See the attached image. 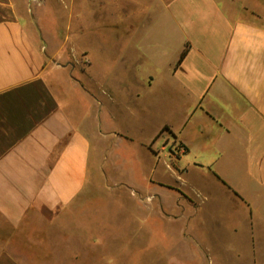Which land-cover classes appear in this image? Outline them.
<instances>
[{
  "label": "crops",
  "instance_id": "crops-1",
  "mask_svg": "<svg viewBox=\"0 0 264 264\" xmlns=\"http://www.w3.org/2000/svg\"><path fill=\"white\" fill-rule=\"evenodd\" d=\"M45 1L44 14L70 17L55 31H70V41L76 33L95 35L97 48L75 51L85 55L83 70L57 65L46 50L40 10L30 13L28 0H0V264H117L113 250L124 254L125 241L96 255L95 247L106 244L89 227V201L79 197L99 188L86 183L89 167H99L100 157H111L125 139L140 145L134 173L141 160L149 161L150 176L197 169L220 195L197 205L194 223L190 210L173 213L179 205L163 197L172 189L157 182L158 218L183 223L169 264H264L258 5L165 0L146 9V20L128 24L135 14L127 2L138 0H54V12ZM170 139L180 145L178 154ZM186 202L190 207L187 199L180 206ZM150 211L135 223H148L155 238L143 217ZM137 248L136 258L143 255ZM151 257L133 264H157L158 254Z\"/></svg>",
  "mask_w": 264,
  "mask_h": 264
},
{
  "label": "rangeland",
  "instance_id": "rangeland-1",
  "mask_svg": "<svg viewBox=\"0 0 264 264\" xmlns=\"http://www.w3.org/2000/svg\"><path fill=\"white\" fill-rule=\"evenodd\" d=\"M165 0H138L137 4L127 2V10L134 8L132 11L135 15L127 18L128 24H138L141 20H146L145 12L147 8L151 9L161 8ZM249 3L256 4L259 7L260 13L264 15V0H247ZM45 0H28L29 12L40 10L39 19L43 22L46 29L44 35L47 39V52L55 54L54 62L57 65L67 63L68 65H77L78 69H85L86 58L84 53L75 52L76 50L97 48L98 37L93 35H86L85 33H76L73 41H70V31H55V23L63 24L70 17L67 16H54L50 13L43 11ZM47 5H51L50 11H55V2L50 0ZM117 4H112L115 7ZM131 12V13H132ZM42 13L44 15H42ZM38 14V12H37ZM148 17V16H147ZM141 21V22H142ZM47 25V26H45ZM111 40L117 41V36H110ZM71 44V46H70ZM113 53H111L112 55ZM168 139V138H167ZM171 140V139H170ZM167 141V140H164ZM110 143L112 148H116L117 144ZM168 147L172 153L178 154L180 145L176 142H169ZM140 148L137 143H129L126 139L119 143V149L115 154L103 155L100 157V165H91L87 178V184H94L99 188H93L87 191L84 196L79 199L89 201L87 211V220L89 227H92L96 233L103 236L105 247H95V254H102L103 249L109 248L110 250L116 249L126 243V252L123 254L117 251L118 263L117 264H130L135 263H149L152 253H157V264H169L168 252L173 244V236L180 231L183 223H175L173 221H163L158 215L161 216L160 209L157 204L160 202L161 192L158 191L157 182L167 184L172 190L166 191L163 197L165 201L179 207H174L172 210L174 214L182 213L187 214L190 210L192 222H198V207L197 205L205 203L207 200L220 197L214 185L208 181L211 180L209 176L202 174L197 169L186 168L184 170L168 172L167 169L159 170L156 175H149L147 160H141L139 169L135 171L136 150ZM94 156L92 153L91 163ZM138 162V161H137ZM169 162V160H168ZM99 168V170H98ZM208 196V197H207ZM190 200V207L188 203L181 204L182 201ZM151 210V211H150ZM144 214L148 219H151V224L156 228L154 229V236L151 235V227L148 223H143V227L135 223L140 222V212H147ZM196 212V214H195ZM158 213V215H157ZM86 218V216H85ZM40 219V218H39ZM38 219L35 225L39 228L42 226ZM91 222L93 225H91ZM91 225V226H90ZM196 225V224H195ZM198 225V224H197ZM181 226V227H180ZM137 232L134 238V232ZM198 227L196 226V232ZM142 232V239L140 234ZM105 235V236H104ZM125 235V236H124ZM125 239V240H124ZM141 244L143 255L136 258L135 252ZM153 244V246H152ZM137 245V247H136ZM137 249V250H136ZM120 252V253H119ZM97 257V256H96ZM259 257V262L264 261V256ZM149 261V262H148ZM247 262V261H246ZM245 262V263H246ZM182 264V263H180Z\"/></svg>",
  "mask_w": 264,
  "mask_h": 264
},
{
  "label": "trees",
  "instance_id": "trees-1",
  "mask_svg": "<svg viewBox=\"0 0 264 264\" xmlns=\"http://www.w3.org/2000/svg\"><path fill=\"white\" fill-rule=\"evenodd\" d=\"M186 50H187V45H185L184 49L181 51L180 55H179V58H178V62L181 61V59L183 58V56L185 55L186 53Z\"/></svg>",
  "mask_w": 264,
  "mask_h": 264
}]
</instances>
